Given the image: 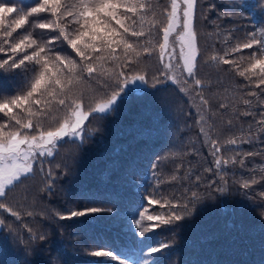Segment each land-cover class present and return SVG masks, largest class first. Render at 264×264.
<instances>
[{
	"label": "trees",
	"instance_id": "trees-1",
	"mask_svg": "<svg viewBox=\"0 0 264 264\" xmlns=\"http://www.w3.org/2000/svg\"><path fill=\"white\" fill-rule=\"evenodd\" d=\"M261 1L197 0L195 6L197 39L205 50L199 51L200 59L206 79L213 84L206 89H220L222 101L231 107L228 110L233 108L234 120L223 121L231 133L227 131V137L212 133L207 141L196 118L184 107L185 100L172 93L177 90L171 83L122 96L107 112L88 117L77 139L57 145L46 160V175L35 165L8 192L7 204L20 215L17 219L0 210L7 222L0 225V264H118L91 255L98 250L112 251L131 264H264V125L259 123L264 120V89L241 80L229 65L210 59L235 46L236 35L225 40L233 26L245 30L246 39L253 35L264 39ZM0 2L27 12L38 0ZM151 3H155L157 20L163 21L160 13L168 0ZM51 19L38 14L18 31L32 32L38 39L54 38L56 32L34 27ZM152 38L158 36L148 39ZM53 48L58 54L75 57L62 41ZM243 52L241 66L250 54L260 55L257 47ZM155 54L141 56L139 61ZM104 66L105 75L95 86L109 94L117 90L115 74L124 71L128 75L136 65L121 68L119 61H107ZM34 68L39 66L26 63L21 69L0 70V100L26 94ZM87 81L88 86L98 83L97 78ZM249 90L258 96H247ZM244 99L252 103L246 105ZM229 139L237 143L230 145ZM149 198L165 206L149 205ZM86 207L111 211L71 220L55 215ZM145 208L152 215L167 218L172 213L181 219L141 238L133 220ZM142 223L148 226L151 222ZM164 244L168 247L149 254L151 248Z\"/></svg>",
	"mask_w": 264,
	"mask_h": 264
},
{
	"label": "snow or ice",
	"instance_id": "snow-or-ice-1",
	"mask_svg": "<svg viewBox=\"0 0 264 264\" xmlns=\"http://www.w3.org/2000/svg\"><path fill=\"white\" fill-rule=\"evenodd\" d=\"M196 3L197 0H170L169 5L160 13L164 20L158 21L151 0H38L37 5L27 12H19L15 7L0 2V70L21 69L26 63L39 66L38 70L33 69L35 74L26 94L0 100V198H5L17 183L33 172L35 157H51L52 148L60 138L80 134L91 112L105 113L116 103L119 92L123 91L120 77H124L125 85L128 83L124 71L115 74L118 91L114 90L110 98L97 104L90 112L84 111L79 85L85 80L91 81L103 75L104 62L119 61L120 67L124 68L137 63L141 56H151L158 46V58L167 70L163 75L178 82L176 75H169L176 66L173 64L175 59L181 75L186 74L185 84L188 83L187 78H192L196 86L202 85L203 82L196 78L197 58L200 55L194 27ZM14 13L15 16L12 15ZM38 14H47L53 19L37 23L34 27L56 32L54 38L38 39L33 37L32 32L19 33L18 30L30 25L29 18ZM150 16L151 20L148 19ZM154 33L158 36L155 43L148 39ZM57 41L66 43L79 59L56 53L53 46ZM254 47L259 49L260 55L250 54L245 66L229 58L232 54ZM210 59L221 65H229L239 77L254 83L255 88L264 89V39L258 40L253 35L251 39L226 51L225 55H212ZM135 81L147 83L146 74L135 75ZM198 95L201 103H207L202 94ZM247 96L257 97L258 93L249 90ZM53 100L56 107L53 106ZM243 103L250 105L252 101L244 99ZM54 111H64L62 117H53L55 126L45 128L43 120L33 119L38 116L49 117ZM259 123L264 125V120ZM227 143L236 144L237 140L229 139ZM213 147L219 151L215 143ZM147 203L165 206V202L151 198ZM167 206L173 207L171 204ZM0 209L19 219V212L3 199H0ZM104 211L111 209L86 207L70 209L67 215L61 212L55 215L60 220H71ZM27 214L31 216L33 213ZM138 215L139 219H134L133 223L141 238L160 225L181 219L172 213L167 218L159 214L152 215L147 208ZM144 220L151 222L150 225L145 226L142 223ZM3 224L4 221L0 220V225ZM165 247L168 245L151 248L149 254ZM91 255L108 257L118 264H131L108 250L93 251ZM143 264L150 262L144 261Z\"/></svg>",
	"mask_w": 264,
	"mask_h": 264
},
{
	"label": "rangeland",
	"instance_id": "rangeland-1",
	"mask_svg": "<svg viewBox=\"0 0 264 264\" xmlns=\"http://www.w3.org/2000/svg\"><path fill=\"white\" fill-rule=\"evenodd\" d=\"M261 2L263 3V6H264V0H262ZM168 3H170V0H168ZM152 6H155V3L152 4ZM148 19L151 20L152 17L150 16V17H148ZM195 20H197L196 16L194 19V27H195V31L197 33L198 27H197ZM263 31H264V28H263ZM154 35H156V34L154 33L153 36ZM233 35H236V37L238 39V41L235 45L241 43V41L246 40L245 30L240 31L239 28H235L234 26H233L232 30L228 32L227 39H225V40L230 41ZM151 40L153 41V43H155V40L153 38ZM197 46L199 48V51H205L204 48L201 46V43L198 41V39H197ZM178 48H179V46L177 45V50H178ZM254 48L246 49L243 51H253ZM210 49L213 51V48H210ZM255 51H256V49H255ZM207 55L209 56V54H207ZM223 55H225V52L222 54V56ZM245 55L246 54L244 52H241V53L233 54V55L229 56V58L239 61L240 65H242L243 63H245V59L241 60V57L242 56L245 57ZM155 56L156 57H153V58L147 59V60L141 59L140 61H138V63H135V65H136L135 68H133V70H131L130 74L127 75L128 83L125 85L123 83L124 79L121 82L122 83L121 87L123 88V91L119 92V97L117 100H119V98H121L122 96H128L131 93H138V92H142L143 90H146V89H153L158 85H166L167 83H171L177 90V92H172V93L177 98L182 97L185 100L184 107L187 108V111L188 110L191 111L193 116L196 118V121L198 123V127L200 129V133L202 136L205 137V139L207 141L209 140L210 135L212 133L221 134V135H224L227 137L229 135L228 132L229 133H231V132L228 129H225V125H223V121L232 122V120H234L235 117L232 114L233 108H232L231 112H230V110H228V108L231 109V107L227 108V102L222 101V91L220 89L219 90H216L214 88H212V90L206 89L207 86H213V84L208 79H206V71H205L206 67L203 64V60L200 59L202 55H199L197 58L196 78H199L200 80H202V82L204 80V82H206V83L202 84L200 86H196L194 81L192 80V78H187L188 83L187 84L184 83V80L186 78V74H184L183 76L181 75V69L177 65V62L175 59L173 60V64L176 66L174 67L173 71L171 73H169V75H172V74L176 75L178 77V82H173L171 79H168L165 75L162 74V73L167 72V70L164 68V64L161 63L159 58H158V46H157V51H156ZM164 59L166 62L167 56H165ZM103 68H104V70H106L104 64H103ZM138 74H146L147 83L140 82V81L133 82L134 76L138 75ZM103 75H105V72ZM103 75H100L97 77L98 83H92V86H88L89 83L87 80H85L79 87L80 91L82 93V97H83V105H84V111L85 112H90V110L92 108H94L97 104L105 102L108 98H110V96L113 93V92H111L109 94H106L103 91L99 90L98 87L95 86L96 84L100 85V82H101ZM220 77H222V75ZM241 80H245V79L241 77ZM248 83L251 86H254V83H252L250 81H248ZM198 93L202 94L204 100H206L207 103H201V97H200V95H198ZM195 95H197V96H195ZM221 105H225V107H221ZM53 106L56 107L55 102L53 103ZM225 108H227V110H225L223 112V109H225ZM92 114H95V112H91L89 117ZM63 115H64V111H58V112L54 111L49 117H39L38 116V117H36V119L43 120L44 121V127L47 128V127H49V125L55 126L56 121H55V119H53V117L58 118V117H62ZM85 122H84L83 126L85 125ZM83 126H82V130L80 131V134L83 131ZM79 135H76V136L69 135V136H65L63 138H60L55 143V146L52 148L53 153H54V151L57 150V145L59 143H62L63 140H65V139H67V140L77 139ZM48 158H49V156H47V155L37 156V157H35L34 163H33V166L36 165V169H39L40 172L42 174H45V175H46L47 170H48V162H46V160ZM38 163H40V164H38ZM0 199H3L4 202L7 203V201L9 200V195H7L5 198H0ZM6 213H9V212H6ZM0 220H3L2 216H0ZM3 221H4L3 225H5L7 222H5V220H3ZM30 230H31V228H30Z\"/></svg>",
	"mask_w": 264,
	"mask_h": 264
}]
</instances>
